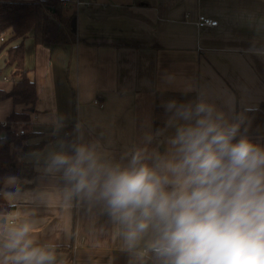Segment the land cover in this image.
I'll list each match as a JSON object with an SVG mask.
<instances>
[{"label":"crops","instance_id":"crops-1","mask_svg":"<svg viewBox=\"0 0 264 264\" xmlns=\"http://www.w3.org/2000/svg\"><path fill=\"white\" fill-rule=\"evenodd\" d=\"M67 1L76 11L74 43L23 40L24 68L37 95L33 110L0 101V123L13 111L26 112L29 131L38 134L28 144L44 142L35 151L18 150L35 175L4 182L1 194L12 210L0 216V241L27 224L26 238L54 252L53 264L67 259L59 249L71 245L65 264H142L155 233L129 246L106 203L76 192L52 157L68 154L64 135L74 124L77 148L86 146L106 169L126 167L134 155L152 166L175 155L169 140L182 121L166 110L171 101L204 100L233 120L237 110L264 111V0ZM199 15L218 25L197 27ZM5 62L2 51L0 90L8 92L16 79ZM260 132L252 140L264 148V124ZM16 255L0 252V263L16 264Z\"/></svg>","mask_w":264,"mask_h":264},{"label":"clouds","instance_id":"clouds-1","mask_svg":"<svg viewBox=\"0 0 264 264\" xmlns=\"http://www.w3.org/2000/svg\"><path fill=\"white\" fill-rule=\"evenodd\" d=\"M166 110L182 121L169 140L173 159L150 166L134 155L106 169L80 146L51 163L76 192L106 203L129 246L155 233L152 251L165 264H264V148L204 100ZM29 232L25 224L8 235L16 264H53L55 253L32 247Z\"/></svg>","mask_w":264,"mask_h":264},{"label":"trees","instance_id":"trees-1","mask_svg":"<svg viewBox=\"0 0 264 264\" xmlns=\"http://www.w3.org/2000/svg\"><path fill=\"white\" fill-rule=\"evenodd\" d=\"M31 35L35 45H70L76 40V11L67 0L8 1L0 0V53L5 51V66L11 69L16 79L10 91L0 90V101L11 99L14 105H20L32 111L37 102L35 83L24 68L23 40ZM19 40L15 45L12 42ZM235 120L241 121V131L247 129L251 139L260 137L261 125L264 124V111L260 109L237 110ZM29 115L26 112H11L5 126L0 124V216L8 214L12 207L3 200L1 190L8 178L21 181L30 180L35 172L30 164L22 162L18 150L35 151L44 142L28 144L38 134L29 131ZM20 130L23 133L20 134ZM65 151L72 155L77 148V133L73 125L68 126L64 135ZM0 241V252L11 251ZM71 259L72 245L62 247ZM16 262V261H14ZM9 261L0 264H9ZM142 264H165L163 257L152 249Z\"/></svg>","mask_w":264,"mask_h":264},{"label":"built area","instance_id":"built-area-1","mask_svg":"<svg viewBox=\"0 0 264 264\" xmlns=\"http://www.w3.org/2000/svg\"><path fill=\"white\" fill-rule=\"evenodd\" d=\"M94 2V0H76L75 1V5L76 6H90L92 3ZM195 24L197 25V27L202 28V27H216L218 25V22L210 17H206L203 15H199L196 18ZM2 40V38L0 39ZM2 126H5L7 124L6 121H3L0 123ZM23 133V130H20V134ZM15 215L12 214V219L9 221V224H13L14 223V218Z\"/></svg>","mask_w":264,"mask_h":264},{"label":"rangeland","instance_id":"rangeland-1","mask_svg":"<svg viewBox=\"0 0 264 264\" xmlns=\"http://www.w3.org/2000/svg\"><path fill=\"white\" fill-rule=\"evenodd\" d=\"M4 74H6V75H7V72H5Z\"/></svg>","mask_w":264,"mask_h":264},{"label":"water","instance_id":"water-1","mask_svg":"<svg viewBox=\"0 0 264 264\" xmlns=\"http://www.w3.org/2000/svg\"><path fill=\"white\" fill-rule=\"evenodd\" d=\"M5 221V219H3V222Z\"/></svg>","mask_w":264,"mask_h":264}]
</instances>
